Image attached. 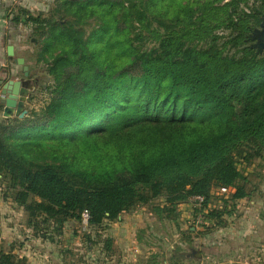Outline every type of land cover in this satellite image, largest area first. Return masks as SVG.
<instances>
[{
	"label": "trees",
	"instance_id": "16d2710c",
	"mask_svg": "<svg viewBox=\"0 0 264 264\" xmlns=\"http://www.w3.org/2000/svg\"><path fill=\"white\" fill-rule=\"evenodd\" d=\"M223 1L63 0L67 20L49 22L41 52L56 96L42 118L0 121V175L38 234L55 224L40 237L68 221L114 222L160 197L166 218L197 196L209 208L213 188L246 197L236 153L264 149V0L249 14ZM222 29L232 54L216 44ZM94 134L110 139L104 156L91 149L95 164L40 161ZM0 264L29 263L1 252Z\"/></svg>",
	"mask_w": 264,
	"mask_h": 264
},
{
	"label": "rangeland",
	"instance_id": "374dc122",
	"mask_svg": "<svg viewBox=\"0 0 264 264\" xmlns=\"http://www.w3.org/2000/svg\"><path fill=\"white\" fill-rule=\"evenodd\" d=\"M188 1L203 5L210 0H183V3ZM230 1L224 0L223 4ZM62 3L63 0H0V32L4 35L5 54L3 69L6 74L2 86L9 80H23L31 88L25 96L23 109L11 118L3 116L4 96L0 90V121L42 118V110L56 96L58 83L49 73L50 66L41 52L43 33L49 22L67 20ZM262 4V0H240L238 7L239 11L249 14ZM94 26L95 21L89 19L88 33ZM257 29L264 31L263 28ZM230 34L231 30L223 29L214 33L218 36V47L226 45L225 53L232 54L235 50H230L228 44ZM8 45L14 47L13 57H6ZM16 58L25 59L29 78L24 76L23 66L16 64ZM93 128L94 125L89 127L90 130ZM53 140L47 139V143L52 144ZM88 140L87 143L80 137L75 138L73 143L67 142L64 148L61 147L60 156L65 155L61 159L46 156L40 161L56 165L67 162L78 167L95 164L97 159L91 149L97 148L99 158L104 156L108 150L105 144L110 139L107 134H94ZM236 159L244 177L238 184L246 193L244 199H234L235 189L224 195L220 189L213 188L208 199L209 208L190 201L171 208L170 218L159 211L168 206L165 197L147 205L139 204L120 216L125 217V224L131 226V237L125 244L116 245L113 241L107 243L110 239L108 221L94 228L85 227L81 221H68L62 228L63 238L53 233H47L46 238L40 237L47 230H53L55 224H42L38 234L32 228L28 213L18 202L17 192L10 188L9 178L0 175V253L26 258L29 264H42L46 259L42 252L52 249L61 250L64 264H264L263 241L258 243L257 251L243 257L238 250L242 240L237 237V232L241 231L237 223L244 215L254 221L252 231L264 233V149H245L236 153ZM242 207L250 211L242 210ZM36 221L39 223L43 219Z\"/></svg>",
	"mask_w": 264,
	"mask_h": 264
},
{
	"label": "crops",
	"instance_id": "0c3cea01",
	"mask_svg": "<svg viewBox=\"0 0 264 264\" xmlns=\"http://www.w3.org/2000/svg\"><path fill=\"white\" fill-rule=\"evenodd\" d=\"M8 46L6 47V57H9L7 53ZM4 61H5L4 35H3V32H0V87H1L0 90H2V87H3L2 80L6 76L5 70L3 69ZM242 210L250 211V209H248L247 207H242ZM248 219L249 217L247 215H244L241 221L237 223V225L239 226L238 229L241 230L237 232V237L240 240H242V243H240L238 246V250L241 252L243 257H246L252 251H257L258 246L260 245L258 243H261V241H263L262 246H264V233H261V232L256 233V231H252L251 229H252V226H253L252 224L254 221L252 220L249 221ZM125 223H126L125 217L123 218L120 217L114 223L112 222L109 223L110 225L109 238L113 241V245H116L119 243L125 244L126 240L130 239L131 226L129 227ZM61 234L62 233L58 235L61 238H63ZM42 253L46 257V259L43 260L42 264H64L63 262H61L63 255L60 249H52L48 251H43ZM204 258L205 257H203V260ZM59 260H60V263H59Z\"/></svg>",
	"mask_w": 264,
	"mask_h": 264
},
{
	"label": "water",
	"instance_id": "95a60500",
	"mask_svg": "<svg viewBox=\"0 0 264 264\" xmlns=\"http://www.w3.org/2000/svg\"><path fill=\"white\" fill-rule=\"evenodd\" d=\"M7 53L9 57L14 56V47L8 46ZM15 62L19 66H23L24 76L30 77L29 67L25 65L24 58H16ZM30 87L26 86V81L23 80H9L2 89L4 99L2 100L4 106L3 116L5 118H11L14 115H18L23 109L25 96L30 92Z\"/></svg>",
	"mask_w": 264,
	"mask_h": 264
},
{
	"label": "built area",
	"instance_id": "2783aa9c",
	"mask_svg": "<svg viewBox=\"0 0 264 264\" xmlns=\"http://www.w3.org/2000/svg\"><path fill=\"white\" fill-rule=\"evenodd\" d=\"M220 191L222 192V194L227 195V194L232 193L233 192V189L232 188H221ZM191 201H195L199 205H202L204 203V198L203 197H200V196H197V197H194ZM82 217H83L84 223L87 224L88 221H89V219H90L89 212L88 211H85L82 214Z\"/></svg>",
	"mask_w": 264,
	"mask_h": 264
}]
</instances>
